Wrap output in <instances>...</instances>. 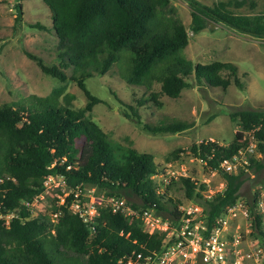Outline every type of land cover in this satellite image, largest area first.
<instances>
[{
	"label": "trees",
	"instance_id": "16d2710c",
	"mask_svg": "<svg viewBox=\"0 0 264 264\" xmlns=\"http://www.w3.org/2000/svg\"><path fill=\"white\" fill-rule=\"evenodd\" d=\"M41 1L50 12L58 56L65 62L46 66L33 55L26 56L42 74L61 83L67 80L65 70L71 67L69 79L83 93L86 104L73 109L59 102V90H54L44 98L31 96L28 103L0 106V264H126L132 254L159 253L162 236L145 233L140 215L152 210L179 221V207L159 193L153 180L157 165L152 155L110 140L86 116L101 101L91 95L85 81L94 75L104 76L114 64L125 60L122 79L128 86L149 89L157 83L160 94L176 99L190 87L189 77L197 86L226 89L230 81L223 73L229 72L241 86L236 68L221 62L193 64L185 58L188 31L177 17L167 16L169 0ZM185 1L193 34L212 23L264 39V15H235L220 7ZM20 19L17 7L16 21ZM127 109L132 114L124 112L123 117L141 126L139 116L131 107ZM232 116L240 133L227 146L201 143L190 148L195 158L224 181L223 191L206 200L204 186L188 178L180 177L167 186L169 190L180 185L187 201L199 202L208 228L227 207L237 203L244 174H256V185L263 186L264 192V111H238ZM188 128L176 121L142 125L143 131L154 136L177 134ZM243 133H250L260 157L248 158L247 171L228 174L220 169V163L246 147L241 143ZM175 154L172 152L170 158ZM166 159L169 161V157ZM48 177H62L70 190L84 193L88 187L104 197L124 199L137 216L126 217L100 208L94 223L88 224L69 210L70 195L63 205L53 200L49 215L58 214L56 223L34 219L21 205L43 194ZM258 194L244 207L252 219L251 229L256 231L253 239L264 243L262 216L256 205ZM8 215L12 217L6 225Z\"/></svg>",
	"mask_w": 264,
	"mask_h": 264
},
{
	"label": "rangeland",
	"instance_id": "374dc122",
	"mask_svg": "<svg viewBox=\"0 0 264 264\" xmlns=\"http://www.w3.org/2000/svg\"><path fill=\"white\" fill-rule=\"evenodd\" d=\"M195 1L207 7L223 8L235 15H264V0ZM17 7L21 11L19 22L16 21ZM167 16L177 17L188 31V45L183 51L187 60L193 64L231 63L236 68V77L241 86L235 83L236 78L229 72L223 73L225 79L230 81L226 89L197 86L196 81L189 77L190 87L183 90L178 98L170 99L160 94L157 83H153L149 89L128 86L122 79L124 60L114 64L104 76L94 75L85 81L87 90L101 101L86 116L110 140L139 153L152 155L157 165L153 180L159 193L165 195L166 201L169 198L178 207L189 208L190 203L200 204L187 201L180 185L167 190L172 181L176 182L182 177L196 185H203L205 189L202 195L206 200L222 192L225 187L218 174L209 171L204 162L192 155L191 146L201 143L227 146L240 133L233 113L264 111V39L212 23H208L202 32L193 34L189 29L190 9L185 0H169ZM51 25L50 12L41 0H0V106L28 103L31 96L44 98L54 90H59L58 101L73 109H80L86 104L83 93L69 79L71 67L65 70L67 80L61 83L42 74L36 63L26 56L29 53L46 66L65 62L58 56V41ZM69 96L72 98L67 99ZM127 106L139 116L142 125L176 121L187 124L189 128L177 134L151 135L142 130V125L136 126L123 117L124 112L132 114ZM247 137L248 133H243L241 143L248 144L250 141ZM174 151L176 154L170 158ZM168 157L169 161L166 159ZM257 180L256 174H244L237 203L244 207L259 190L264 193L263 186L256 185ZM48 184L39 202L32 206L31 215L34 219L44 218L54 223L53 214L49 215L53 200H57L56 204L59 205L66 194L58 193L60 189L56 180ZM85 193L87 197L102 195L94 188L85 190ZM251 221L249 218L247 223ZM233 222L232 230L240 236L237 255L243 264H254L246 258L253 251L256 242L254 234L245 228L244 220L237 218Z\"/></svg>",
	"mask_w": 264,
	"mask_h": 264
},
{
	"label": "built area",
	"instance_id": "2783aa9c",
	"mask_svg": "<svg viewBox=\"0 0 264 264\" xmlns=\"http://www.w3.org/2000/svg\"><path fill=\"white\" fill-rule=\"evenodd\" d=\"M247 139L250 142L246 144V147L239 150L238 154L231 159L223 160L220 163L221 170L228 174L237 175L240 171H247L246 167L249 164L248 158L250 156L260 157L250 133H248ZM236 171H238L237 174ZM52 180L58 182V189H60L62 195L66 194L59 205H63L65 198L72 195L73 199L69 210L78 214L85 223L93 224L98 217V209L100 208H107L112 213L119 212L126 217L137 216L126 205L124 199L102 195L97 198L89 195L87 197L85 190L88 188L83 189L84 193L81 189H67L62 177L46 178L44 182L45 190ZM41 196H37L21 206L31 214L32 206L39 202ZM89 199H91L90 202ZM190 204L189 208H178L181 214L179 221L171 220L169 217L157 214L152 210H144L140 215L143 230L148 235L162 236V247L159 253H154L151 256L132 254L127 258L126 264H197L198 257H201L205 264H243L237 255L240 236L238 232H233L231 223L240 218L246 222L245 228L249 229L250 233L255 234L256 231L251 229V222L247 223L250 218L247 208L240 203L227 207L224 213L216 218L214 225L208 228L204 219L203 208L200 205ZM256 205L258 214L262 216V225L264 226V193L258 197ZM57 216L58 214L52 215L55 223L57 222ZM11 217V215L5 217L6 225ZM234 227L237 228V226ZM255 241L252 253L247 254L246 258L251 259L254 264H264V243H260L258 240Z\"/></svg>",
	"mask_w": 264,
	"mask_h": 264
},
{
	"label": "water",
	"instance_id": "95a60500",
	"mask_svg": "<svg viewBox=\"0 0 264 264\" xmlns=\"http://www.w3.org/2000/svg\"><path fill=\"white\" fill-rule=\"evenodd\" d=\"M197 264H205V262L203 261V259L201 257L197 258Z\"/></svg>",
	"mask_w": 264,
	"mask_h": 264
}]
</instances>
